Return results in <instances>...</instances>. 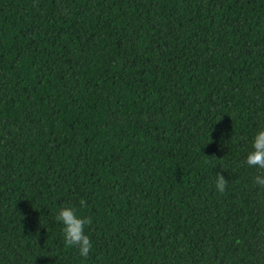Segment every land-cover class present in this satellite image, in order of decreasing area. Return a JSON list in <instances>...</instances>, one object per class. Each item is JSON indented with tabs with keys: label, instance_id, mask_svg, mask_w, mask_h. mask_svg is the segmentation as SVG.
I'll return each instance as SVG.
<instances>
[{
	"label": "trees",
	"instance_id": "trees-1",
	"mask_svg": "<svg viewBox=\"0 0 264 264\" xmlns=\"http://www.w3.org/2000/svg\"><path fill=\"white\" fill-rule=\"evenodd\" d=\"M261 126L264 0H0V264H264Z\"/></svg>",
	"mask_w": 264,
	"mask_h": 264
},
{
	"label": "clouds",
	"instance_id": "clouds-1",
	"mask_svg": "<svg viewBox=\"0 0 264 264\" xmlns=\"http://www.w3.org/2000/svg\"><path fill=\"white\" fill-rule=\"evenodd\" d=\"M245 162L249 167L264 170V126H261L255 134L252 140V150L248 152ZM227 183L228 180L220 172H217L216 190L223 193ZM256 183L264 186V176H257ZM80 203L83 206L86 202L81 200ZM56 220L63 225L62 231L66 245L76 247L81 257H88L92 244L84 232V227L86 224H91V220L78 217L72 206H62L56 215Z\"/></svg>",
	"mask_w": 264,
	"mask_h": 264
}]
</instances>
